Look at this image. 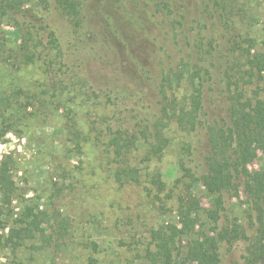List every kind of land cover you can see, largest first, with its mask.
Listing matches in <instances>:
<instances>
[{
	"label": "rangeland",
	"instance_id": "374dc122",
	"mask_svg": "<svg viewBox=\"0 0 264 264\" xmlns=\"http://www.w3.org/2000/svg\"><path fill=\"white\" fill-rule=\"evenodd\" d=\"M31 10L49 21L55 13L53 24L65 34L66 20L58 10L46 12L36 1L26 2L23 12ZM84 17L88 64L83 68L49 65L45 58L51 51L41 45L33 47L36 59L30 64L0 62V163L7 161L13 168L17 200L11 211L21 213L34 202L51 211L58 192L56 207L73 226L60 252L35 251L31 243L11 251L0 243V264H91V259L96 264H146L150 231L169 220L175 203L164 195L158 200L146 178L140 185L115 182L104 133L118 114L108 100L110 88L119 92L139 84L144 107H155L165 70L183 61L200 64L212 73L204 88L205 111L221 120L228 106L225 73L246 68L245 51L252 41L261 50L264 41V0H87ZM1 31L8 46L18 49L14 20H6ZM44 37L48 43L46 33ZM64 44L65 53L71 52ZM239 87L246 98H254L255 91L264 89V80ZM189 91L184 82L175 95L183 101ZM167 135L168 150L143 171L161 173L168 193H180L181 148L193 143L196 154L201 153L206 139L202 132L186 133L175 124ZM142 158L137 156L136 162ZM249 170H264V152ZM196 194L203 208L212 207L203 187ZM244 200L243 195L230 201L228 216L238 218L252 235ZM7 232V227L0 229V236ZM244 251L243 243L224 245L222 264H243Z\"/></svg>",
	"mask_w": 264,
	"mask_h": 264
},
{
	"label": "trees",
	"instance_id": "16d2710c",
	"mask_svg": "<svg viewBox=\"0 0 264 264\" xmlns=\"http://www.w3.org/2000/svg\"><path fill=\"white\" fill-rule=\"evenodd\" d=\"M32 1L42 11L58 10L66 20L65 34L53 24L55 13L49 21L32 10L23 12L26 2ZM86 5L87 0H3L0 3V62L30 64L36 59L33 47L38 49L41 45L51 51L45 58L49 65L61 64L71 69L74 64L83 68L88 64V52L83 46ZM21 14L25 20H19ZM8 19L16 23L21 41L18 49L8 46L1 31ZM64 43H68L71 52L65 53ZM244 56L246 68L239 67L235 74L225 73L228 106L226 117L221 120L209 118L205 111L204 88L212 79L211 70L189 61L163 72L155 107H144L146 98L139 84L135 88H119V92L110 88L107 94L118 111L117 118L104 132L115 182L123 187L140 185L146 178L158 200L162 201L160 195H164L167 201L175 203L167 217L169 220L150 231L144 254L146 264H222V247L234 248L237 243L245 244L243 264H264V170L255 173L249 170L258 153L264 152V89L255 91L254 98H246L239 91L242 82L246 87L264 80V41L261 50L252 41ZM184 82L190 91L181 101L175 89ZM172 124L186 133L202 132L206 139L201 153L196 154L198 150L193 143H185L181 148L180 193H168L169 187L161 173L148 171V165L161 160L168 150L167 130ZM139 155L143 157L140 163L136 162ZM145 168L148 170L143 171ZM12 169L9 162L0 163V229H8L7 234L0 236L2 247L17 251L31 243L30 248L35 251L47 248L60 252L73 226L71 218L56 207L58 192L53 194L51 211L34 202L26 204L21 213L13 214L11 206L17 197ZM201 187L211 208L201 205L196 194ZM243 195L242 204L246 206L252 235L238 218L228 216L229 202L240 200ZM224 218L226 222L222 225ZM90 263L96 264V260L91 259Z\"/></svg>",
	"mask_w": 264,
	"mask_h": 264
}]
</instances>
